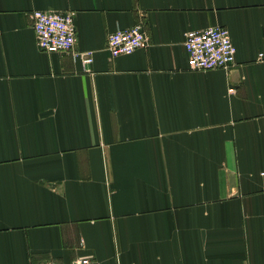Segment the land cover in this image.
Returning a JSON list of instances; mask_svg holds the SVG:
<instances>
[{
    "label": "crops",
    "instance_id": "1",
    "mask_svg": "<svg viewBox=\"0 0 264 264\" xmlns=\"http://www.w3.org/2000/svg\"><path fill=\"white\" fill-rule=\"evenodd\" d=\"M35 11L74 14L71 51L39 48ZM207 27L231 70L189 69ZM79 257L264 264V0H0V264Z\"/></svg>",
    "mask_w": 264,
    "mask_h": 264
},
{
    "label": "built area",
    "instance_id": "2",
    "mask_svg": "<svg viewBox=\"0 0 264 264\" xmlns=\"http://www.w3.org/2000/svg\"><path fill=\"white\" fill-rule=\"evenodd\" d=\"M33 27L39 48L46 53L71 51L76 43L74 14L60 11H35ZM147 45L143 23L119 29L109 35L108 50L112 57L132 54ZM184 47L189 69L205 71L231 70L236 65L237 49L225 27H207L186 33ZM262 56V55H261ZM92 53L84 59L92 63ZM232 90V89H231ZM39 264H99L90 257H79L71 262H43Z\"/></svg>",
    "mask_w": 264,
    "mask_h": 264
}]
</instances>
